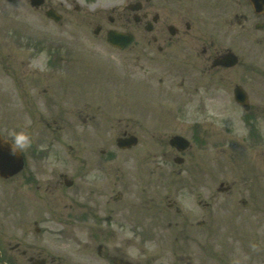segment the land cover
I'll use <instances>...</instances> for the list:
<instances>
[{
  "label": "rangeland",
  "instance_id": "rangeland-1",
  "mask_svg": "<svg viewBox=\"0 0 264 264\" xmlns=\"http://www.w3.org/2000/svg\"><path fill=\"white\" fill-rule=\"evenodd\" d=\"M92 28L82 24L73 30L69 24L46 20L24 4L0 0V47L8 55L0 57V131L14 141L16 134L24 133L30 141L19 146L27 155L26 168L0 180V254L14 258V264H29L17 253L8 252V246L22 239L31 245L30 250L46 257L47 264H112L104 257L107 249L114 258L122 257L132 264H264V128L259 136L250 132L243 108L227 99L221 89L204 93L205 79H200V84L193 82L197 84L194 91L191 86L165 82L164 89L180 92L184 100L177 106L167 105L164 120L152 119L156 103L149 105L152 111L142 108L145 111L138 112L132 105L142 97L138 84H159L164 70L173 73L174 81L181 77L190 80L196 70L187 73L183 69L196 65V58L177 59L173 64L162 61L150 70L147 59H138L133 51L119 53L100 38H93ZM236 74L238 84L252 94L256 92L255 98H262L264 74L249 73L243 64L236 67ZM95 87L101 89L94 92ZM46 88L55 93L53 101L61 99L57 105L49 103L52 100L50 93L44 92ZM69 88H84L83 94L73 100ZM195 91L200 110L196 106L199 99L191 100ZM84 105L96 119L83 122L68 111ZM183 108L187 114L180 117ZM49 111L63 119H50ZM190 123L200 125V149L194 141L184 165L175 167L182 177L195 179L187 173H198L200 157V189L195 185L181 194H159L155 182L166 183L161 175L164 171L157 170L147 183L142 180L143 175L150 177L147 170L139 169L144 165L142 159L144 163L150 159L144 149L163 151L164 137L174 132L186 136ZM258 124L264 127L262 122ZM124 128L137 131L142 141L131 150L114 153L128 173L125 183L141 193L146 190L157 205L170 197L178 200L182 209L179 213L162 209L164 212L157 214L142 207L131 209L124 218L134 223L119 215L115 223H102L103 229L89 232L83 222L93 226L94 220L74 221L71 189L65 185L56 189L51 180L61 179V173L70 178L81 165L78 160L75 165L71 161L72 151L85 161H93V149L101 148L103 142L116 150L115 134ZM46 148L50 149L36 157L37 150ZM220 182L229 190L219 192ZM88 183L79 187L80 193ZM60 193L64 197L58 198ZM185 219L200 221V227L180 233L168 226ZM34 220L41 228L39 234L33 232ZM156 225L160 228L154 229ZM99 244L102 256L97 251ZM0 264L11 263L0 260Z\"/></svg>",
  "mask_w": 264,
  "mask_h": 264
},
{
  "label": "flooded vegetation",
  "instance_id": "flooded-vegetation-1",
  "mask_svg": "<svg viewBox=\"0 0 264 264\" xmlns=\"http://www.w3.org/2000/svg\"><path fill=\"white\" fill-rule=\"evenodd\" d=\"M3 1L24 4L27 9L44 16L46 20L54 24H69L73 27V30H77L82 24L92 25V30H89L92 37L95 39L100 38L101 41L106 43L109 30L124 32L132 37V42L129 45L122 49L113 47L108 43L107 45L119 53L133 51L138 59H147L151 64L150 70L157 68L158 64H162V61L173 64L178 63L177 59L196 58V65H189L187 62L189 66L183 69L187 73H190L192 69L196 70L197 73H192L190 80L184 81V77H181L174 81L175 78L171 76L173 73L164 70L161 77L159 76V84L154 87H151L149 83L145 87H143V84H138L140 88L137 87L141 91L142 97L133 100L132 105L140 112L141 110L145 111L142 108L152 107L149 105H154L156 102L158 107L155 108L152 114L153 120H164L161 118H164V112L168 111L166 102L174 101L177 106V104L183 103L182 100H184L180 92L168 88L164 89L166 88L163 86L165 82L191 86L192 91H194L197 84L193 82H199L200 84V79H205L206 82L203 81L202 84L204 93L210 92L212 89L219 91L221 89L226 93L227 99L229 98L235 105L237 104L243 108L247 121L252 127L250 132L255 131L256 136H259L260 129L264 128H259L258 124L262 122V125H264V92L262 91L261 99L255 98L256 92L252 94L250 90L244 89L236 82V67L241 64L249 73L264 74V13L255 11L249 0H39L38 4L33 3V0ZM48 10L53 15L60 16L59 19L56 21L48 17L46 15ZM18 40L21 41L23 46L24 40L20 37ZM6 52L7 50L0 47V57H7ZM50 52H52V55L59 54L57 51ZM233 56L236 57V63L230 64L233 61ZM244 59H246V63ZM149 78L152 79V75H149ZM238 85L244 91L243 104L237 103L234 99V89ZM100 89L95 87L94 92ZM45 90L44 92L50 93V100L52 101L49 103L57 105L61 99L53 101L56 96L53 90L50 88ZM187 90L191 92L189 88ZM69 91L73 100H76V96L83 94V89L79 91L69 88ZM152 95L159 98L153 99ZM197 96L199 95L195 91L191 96V100L197 99ZM200 105L199 99V103L196 105L197 110H200ZM87 107L84 105L82 109L77 110L75 107L68 111L73 114L74 119L77 118L83 122L96 119L95 114L90 113ZM149 110L152 111L153 109ZM49 113L50 119L59 121L63 119L58 113H51V111ZM186 114L183 108L180 117ZM188 127L189 130L186 136L190 143L186 149L179 151L170 144V137L173 134H182L179 132L166 135L167 139L166 136L164 137L163 151L161 148L156 150V147L144 149L146 151L144 154H149L150 159L148 163H144V159H142L144 165L139 169L147 170V174L151 178H146L143 175L142 180H146L147 183L154 178L157 170L164 171V174L161 175L165 176L166 183H162L160 180L155 182L160 190L159 194L160 192H166L169 196L170 191L174 192L175 195L181 194L184 190H192L191 188L195 185H198L200 189V157L197 163L198 173L196 171L195 174L187 173L195 179L189 178V176L182 177L181 171L175 167L176 165H184L188 150L193 148L194 141L197 142V149H200V125L190 123ZM130 135L136 136V145L142 142L137 131L124 128L118 130L117 135L115 134L114 144L117 137ZM136 145L125 149L119 148L115 144L113 148L116 150H110L106 142H103L101 148L93 149V161L88 159L85 161L77 152L72 151L70 154L71 161L75 165L76 160H78L81 165L74 168L75 172L72 177L68 178L64 173H61L59 175L61 179L51 180L56 189L59 186H66V182L69 183L66 187L71 189L69 199L70 207L73 209V219L76 222H81L80 219L94 220L95 224L93 226H87L90 224L87 223L88 221L83 222L85 223L84 227H87L86 229L89 232L95 228L103 229L102 223H115L114 218L119 215L124 218V213H129L127 210L131 209L137 210L142 207L145 209L144 211L149 210L153 214L163 213L162 209H174L175 213L181 211L182 208L178 205V200L174 199L172 201L170 197H167L166 203L157 205L154 196L148 194L146 190L141 193L138 188L134 189L131 184L125 183L124 180L128 173L122 168L123 163L119 164L118 156L116 157L114 153H118L116 152L118 150H131ZM49 149L37 150L36 157L40 158V155ZM164 149L169 151L166 152ZM21 152L26 165L27 155L24 151ZM178 157L181 159L179 160ZM157 158H159V162H156ZM191 169L195 170L194 168ZM175 176L181 177L173 181ZM86 182L89 183L81 190L84 193L82 194L79 187H82ZM227 187L228 189L225 191L229 190V186ZM125 188L126 192H124ZM61 195L64 197L62 193L58 194L57 197L62 198ZM133 195L135 197H132ZM198 207L200 211V201ZM186 217L188 216L186 215ZM126 221L128 223L135 222L128 219ZM32 225L33 232L39 234L41 228L37 220H34ZM168 226L176 228L180 233H187L195 227H200V221L194 223L185 219L182 223L176 221L172 224L169 222ZM153 228L158 229L160 227L156 225ZM171 231L173 232L174 229ZM29 246L31 247L29 243L20 239L14 245L8 246V252L17 253L30 264H36L39 261L47 264L46 257L39 252L30 250ZM97 251L99 255L102 254V245H98ZM104 257L112 264H132L130 261L126 262L122 257L121 259L120 257L114 258L108 249ZM0 260L13 261L14 258L9 255L4 257L0 254Z\"/></svg>",
  "mask_w": 264,
  "mask_h": 264
},
{
  "label": "water",
  "instance_id": "water-1",
  "mask_svg": "<svg viewBox=\"0 0 264 264\" xmlns=\"http://www.w3.org/2000/svg\"><path fill=\"white\" fill-rule=\"evenodd\" d=\"M252 2L254 3L255 7L257 6L264 8V0H252ZM108 40L113 45L120 47L125 46L129 42V40L124 35L118 32H111L108 36ZM234 62L235 60L233 59L230 64ZM235 97L239 101H244V94L239 86L235 89ZM117 141L119 146L128 147L135 144L136 139L135 137H129L125 139L118 138ZM171 143L176 144V146L180 147V149H183L187 146V141L177 136L171 139ZM22 165L23 159L16 147H14L9 141L3 140L0 137V176H11L19 171L22 168Z\"/></svg>",
  "mask_w": 264,
  "mask_h": 264
},
{
  "label": "clouds",
  "instance_id": "clouds-1",
  "mask_svg": "<svg viewBox=\"0 0 264 264\" xmlns=\"http://www.w3.org/2000/svg\"><path fill=\"white\" fill-rule=\"evenodd\" d=\"M29 137L24 133L15 135V144L18 146H26L29 143Z\"/></svg>",
  "mask_w": 264,
  "mask_h": 264
}]
</instances>
